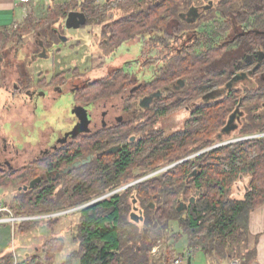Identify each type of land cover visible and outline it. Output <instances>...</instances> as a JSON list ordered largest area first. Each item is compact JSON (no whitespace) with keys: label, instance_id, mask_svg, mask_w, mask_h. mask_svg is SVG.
<instances>
[{"label":"trees","instance_id":"trees-1","mask_svg":"<svg viewBox=\"0 0 264 264\" xmlns=\"http://www.w3.org/2000/svg\"><path fill=\"white\" fill-rule=\"evenodd\" d=\"M96 1L69 0L49 10L45 18L30 13L18 29H0V55L9 58L13 52L16 58L28 51L25 44L31 37L34 47L38 41L46 48L58 44L69 14L81 13L85 25L101 26L100 42L110 53L140 42L144 66L160 67L147 83L113 68L76 89L75 104L86 108L125 93L126 113L133 114L142 100H148L150 108L116 127L78 135L60 149L0 175V189L17 188L4 205L15 217H25L78 208L104 197L79 212L74 239L78 248L65 264L74 260L158 264L152 249L171 240L166 260L159 264H174L175 245L182 237L194 256L203 253L216 264L234 259L252 264L260 236L250 233V217L264 207V137L213 147L227 137L220 138L237 112L239 136L264 133V0H125L118 3L124 11L121 17L106 22L95 9ZM193 11L200 14L197 22L189 16ZM251 64L257 67L253 75L257 81L246 86L238 77L228 88ZM20 83L23 90L33 88L29 81ZM66 83L62 73L36 87ZM213 91L221 92L212 98ZM182 106H193L184 130L164 137L154 129L157 121ZM134 137L136 142L131 141ZM115 144H124L121 152L106 153ZM197 153L201 154L105 197ZM246 177L244 198H229L231 189ZM182 205L184 210L178 211ZM59 221L23 222L16 224L15 231L29 234L42 224L54 229ZM171 223L181 230L172 237ZM64 247L63 239L53 237L24 264H56ZM13 260L11 253L0 256V264Z\"/></svg>","mask_w":264,"mask_h":264},{"label":"rangeland","instance_id":"rangeland-1","mask_svg":"<svg viewBox=\"0 0 264 264\" xmlns=\"http://www.w3.org/2000/svg\"><path fill=\"white\" fill-rule=\"evenodd\" d=\"M124 1L125 0H97L95 9L101 11V19L105 20L104 22L109 19L116 20L124 13L123 10L118 8V3H123ZM25 7L26 9L28 8L27 10H30L29 6ZM45 15H47V12L44 16ZM64 26L65 27L61 29L62 36H59L60 42L51 47V49L55 46V48L61 47L62 50L59 54H54L53 50H51L52 52L46 51V56L44 58L30 61L31 53L33 54V51L41 46L38 41V44L34 47L32 45L34 40L33 37H31L25 44L26 47H30L29 52L24 53L25 51H21L20 54L17 53L18 56L16 58H12L13 52L8 54L9 58H4L0 55V119L2 120L0 122V152L5 154L8 153L9 149L12 150L15 148L18 152L22 153L18 162L20 166L39 155L38 152L31 151L27 154V158H25L22 150L26 144L37 146L47 141V146L51 147L50 144L53 142L55 143L57 137L65 135L76 122L73 114L75 112L74 99H72L70 92L64 90L59 94L57 91L54 93L45 91L37 95L30 93L26 96L20 94L15 97L13 96L15 93L14 90L19 89L21 85L20 81H35L41 73H48L47 78L51 79L59 73L65 72L68 73L67 79L71 81L70 85L72 86V83L82 84L85 80L94 82L107 75L113 68H118L124 69L141 83H147L153 79L157 71L156 67L144 66V59H141L144 46L140 42L124 45L117 49L115 53H110L109 50L103 48L100 42L101 26L96 24H94V26L84 25L78 29H67L65 24ZM13 30L15 31V29ZM8 44L7 47L9 48L12 44ZM17 49L20 51V48ZM129 63L131 66L127 68ZM74 70H78L80 76L73 74L72 71ZM18 76L22 78L19 79ZM15 81L18 82L19 85L13 86ZM29 95H32V97L29 98ZM122 102L123 98L116 96L108 105L114 104L118 106L121 105ZM30 103H33V108L30 107ZM100 107L102 111L103 105ZM191 108H193V106H182L173 110L166 118L159 120L157 123L158 130L163 132L164 137L182 131L189 117L188 111ZM13 109H18L22 116L23 112H29L30 122L23 123L22 120L16 119L18 116L11 117L13 112H18L16 110L12 111ZM7 111H9L8 114ZM101 111L94 114L98 123H100L102 119ZM6 117H8L7 120H5ZM238 138H241V136L238 135L236 130L232 131L229 136L220 142V145L221 147L226 146L229 144V141H232L230 144H234L237 142L235 140ZM37 147H41V145ZM42 155L43 152L40 156ZM251 156L255 155L252 154ZM135 182L136 181L128 183L126 186L130 188L133 186L130 185ZM248 185V177L240 179L228 193V197L238 200L243 199ZM16 190L17 188L13 186L8 189H0V194L2 195V199L0 200H2L3 203H9L13 199ZM105 197H107V195ZM103 198L104 197L101 199ZM90 204H92V202L86 205L88 206ZM86 205H82V207ZM80 211L81 210H76L67 217L60 218V221L54 229L49 228L46 224L40 226L44 227L42 228L43 234L50 235L49 239L55 237L54 235L58 233H60L61 236L66 235L68 241L67 245L65 243L64 247L66 255H71L78 248L76 244H74V239L78 233ZM170 228L171 231L169 235H171V237L181 232L176 223H171ZM38 233H41V230L38 231ZM34 235L35 234L31 233L26 237V235L20 236L17 234L16 243L18 242L17 244L19 245L22 241L30 237L33 238ZM45 241L46 239L44 238L42 243ZM172 243H174V240H171L169 244ZM36 244L38 243L35 242V245ZM169 244H166L165 241H160L152 249V259L156 258L158 264L165 262ZM33 245L34 244L31 243V249L34 248ZM187 248L186 237H182L175 245V250L177 252L175 259L177 256L185 254ZM195 256H193V258ZM198 256L199 257L193 259V264H216L211 260H206L203 253ZM64 261L66 262L65 259H63V262ZM239 261L243 264L242 260ZM65 262L63 264H65ZM71 264H77L76 260ZM224 264H230V262L226 260Z\"/></svg>","mask_w":264,"mask_h":264},{"label":"flooded vegetation","instance_id":"flooded-vegetation-1","mask_svg":"<svg viewBox=\"0 0 264 264\" xmlns=\"http://www.w3.org/2000/svg\"><path fill=\"white\" fill-rule=\"evenodd\" d=\"M189 16H190V18L194 22H197L198 21V18H200V14H199L198 11H193L191 15L189 14ZM182 18L185 19L184 16ZM59 35L62 36V34H59ZM40 44H41L40 48L39 47L36 48L33 51V54L31 53V57L29 59L30 61H32L33 59H41V58H44L46 56V51L52 52L51 50H53V53L54 54L61 53V50H62L61 47L55 48L56 47L55 46L53 49H51V47L54 46V45H56L57 43H55L54 45H52L50 48H46L44 46L43 42H41ZM171 47L174 48L173 45ZM29 50H30V47L28 48V51L26 50L24 53L29 52ZM128 66H131L130 63L127 65V68H128ZM159 67H160V65L158 64V66H156L157 70H158ZM259 67H260V65H258V68ZM256 68L257 67H254L251 64L248 67V70L241 72V74L239 76H236L234 78V80H236V78L239 77V78H242V82L244 81V83H245L246 86L254 84V82L257 81V78L256 77H253V75L257 72L256 71ZM115 69H118V68H115ZM74 71H75V73H74ZM74 71H72V73L75 74V75H77L76 73H79L78 70H74ZM62 73L66 74V79H67L68 73H65V72H62ZM62 73H59L58 75H60ZM58 75H56V76H58ZM47 76H48V73H45V74L44 73L43 74L41 73V74H39V76L37 77V79H35V81L25 80L24 81L25 82V85L29 81L32 84V87L33 88L32 89H28V90H23L22 89L23 86L20 85L19 89L14 90L15 93H14L13 96L16 97L17 95H20V94H23V95L26 96V95H28L30 93L33 94V95H37V94H39L41 92H45V91H49L51 93H54L55 91H57L60 94L62 91L65 90V91L70 92L71 95H72V99H74L73 98V95H74L75 90L76 89L78 90V88L83 87L84 86V83L85 82H88L87 80H85L82 84L72 83V86H71L70 85V82L71 81L69 79H67V83L64 86L53 87V88H48V87H46V88L45 87L38 88V87H36L37 86V83L40 82V81H42L43 79H46L47 81H50L52 78L56 77V76H54L51 79H48ZM77 76H80V73ZM18 78L21 79L20 76H18ZM16 85H19V84H18V82L15 81L14 84H13V86H16ZM34 87H36V88H34ZM220 92L221 91H213L211 94L210 93L209 94L213 98V96L220 95ZM206 94H205V96H206ZM30 97H32V95H29V98ZM120 97H122L123 100H124L127 97V95L124 93ZM111 100L112 99L105 100V101L95 102V103H93L92 105H90V106H88L86 108L76 105L75 104V101H74L75 112L73 114H74V117H75L76 122L74 123L73 127L65 135H63L62 137L61 136L60 137H57L55 139V143L53 142L52 144H50L51 147L50 146H47L48 145L47 144V141H44L42 144H40L41 147H37V146H40V145L32 146V145H27L26 144L23 147V150H22L24 152L23 155L25 156V158H27V154L29 152H31V151L32 152H38L39 155L36 158H33L32 159V160H36V159H38V158L41 157L40 154L42 152H43V155L42 156H44L45 154L51 153L53 151H56V150L60 149L62 146L67 145L72 139H74V137H76L78 135L91 136V135L97 134L98 132H100L102 130H107V129L113 127V126L116 127V126H118L120 124L125 123L129 119V117H131V116H137L138 114H141L142 112H144V111H146V110H148L150 108V105H148V100H145V101L142 100V101L139 102L138 105H136L137 109L134 110V112H133L134 115L132 113L128 114V112L127 113L125 112V106H123V104L118 105V106H116L114 104L113 105H108V103L111 102ZM101 103H103V104H101ZM101 105H103L102 111H101V107H100ZM32 106H33V103H30V107L31 108H33ZM109 107L112 108V109H110ZM15 110L18 111V109H13L12 111H15ZM79 110L82 111L83 114H80L78 116L77 115V112ZM100 111H101V117H102V119H101V122L98 123L96 121V119H95V115L94 114H96V113H98ZM191 112H192V110L190 109L188 111L189 117H188V119H187V121L185 123V126L187 125L188 121L191 119ZM238 113L239 112H237L236 114L232 115V117H234V120H233V122L230 125L231 130L229 132H225L220 137L221 139H224L223 136L226 137L232 131L237 130V124L236 123L238 121L237 120L238 119L237 118L238 117ZM12 114L13 115L11 117L18 116V118H16V119L22 120L23 123H29L30 122V114H29V112H23V116H22V114L19 111L17 113L13 112ZM84 114L87 115V119L85 118V115ZM1 121L2 120L0 119V122ZM157 123H158V121L156 122V124L154 126V129L155 130H158ZM185 126H184V128H185ZM184 128H183V130H184ZM263 137H264V133L252 134V135H247V136H243L241 138L236 139L235 141H237V142H235L234 140L233 141L235 143H238V142H245V141H253V140H257V139L263 138ZM136 140H137L136 137H134L131 141L132 142H136ZM122 146L124 147V144H115L106 153L109 152L108 154H116L117 152H121V150L123 148ZM204 152H206V151H204ZM199 154H201V153H197V154H195V155H193L191 157H188L187 159L190 160L191 158H193L195 156H198ZM21 155H22V153L18 152L15 148H13L12 150L9 149L8 150V153H5V154L0 152V175H4L7 172H10V171H13V170L19 168L20 165H18V162H19V160L21 158ZM88 159H87V161H88ZM32 160H30V161H32ZM30 161H28V162H30ZM90 161H91V158H90ZM28 162H26L25 164H27ZM181 162H183V161H181ZM176 164L179 165L178 163H176ZM176 164H173L171 166L172 167H175V166H177ZM171 166H168L170 168H168L166 171L170 170L172 168ZM166 167H163V168H161L158 171L164 173V169ZM158 171H156V172H158Z\"/></svg>","mask_w":264,"mask_h":264},{"label":"crops","instance_id":"crops-1","mask_svg":"<svg viewBox=\"0 0 264 264\" xmlns=\"http://www.w3.org/2000/svg\"><path fill=\"white\" fill-rule=\"evenodd\" d=\"M67 1L69 0H34V2L29 5L30 10H27L28 8L26 9L25 5H23L20 0H0V29L13 28L15 25H22L24 20L30 13H32L36 19L45 18L46 15L44 16V14H46V12L48 14L49 10H53L56 5L63 4ZM8 112L9 111H7V114ZM5 119L7 120L8 117H6ZM42 228L44 227H39L37 231L32 232V234H35L33 238L30 237L29 239L22 241L18 245V242L16 243V235L18 233L15 231V227H13L12 229L10 225H1L0 256L11 253L14 257L12 264H14L15 262L24 264L27 259L33 257L40 251V246L44 243H42L44 238L46 239V241L49 240L50 235L48 236L43 234ZM40 230L41 233H38V231ZM250 233L252 234V236H260L257 248V256L252 264H264V208H260L252 213L250 217ZM29 234H25L26 237ZM18 235L24 236L21 234ZM54 236L63 239L67 245L68 241L66 239V235L61 236V234L58 233ZM35 242L38 244L35 245ZM31 243L34 244L33 249H31ZM69 255L70 254L66 255V252L63 251V253L57 257L56 264H63L65 262H63V259L66 260ZM198 255H196L194 258L199 257ZM194 258L190 259V261H187L186 264H193ZM76 262L77 264H79V261Z\"/></svg>","mask_w":264,"mask_h":264},{"label":"built area","instance_id":"built-area-1","mask_svg":"<svg viewBox=\"0 0 264 264\" xmlns=\"http://www.w3.org/2000/svg\"><path fill=\"white\" fill-rule=\"evenodd\" d=\"M20 2L23 5H25V6H29V5H31L34 2V0H20ZM14 27L17 28V25H15ZM228 143L230 144V143H232V141H229ZM220 146L221 145L219 144V145L215 146L214 148H217V147H220ZM168 168H170V167H166L164 169V172H166V170ZM160 173H162V172H160V171L155 172L152 175H149L146 178V180L148 178H151V177H154L156 175H159ZM142 181H144V180H138L135 183L131 184L130 186L135 185L137 183H140ZM127 188H128L127 186L119 188V189L113 191L112 193H109L107 195V197H109V196H111L113 194L119 193V192H121V191H123V190H125ZM84 207H86V206H83V207L81 206V207H78V208L64 210V211H60V212H56V213H50V214H41V215L25 216V217H15L12 214V211L10 210V208L5 206L3 201L0 200V226L1 225H10L12 227V229H13V227H15L16 224H20V223H23V222H31V221H33V222H36V221L47 222V221H50V220L67 217L68 215H70L74 211L81 210ZM193 256L194 255L192 254V251L189 250V249H186V253L185 254L176 257V259L174 260V264H186L187 261H190V259L193 258ZM14 264H19V263L15 262ZM230 264H241V263H240V261L238 259H234V260L230 261Z\"/></svg>","mask_w":264,"mask_h":264},{"label":"water","instance_id":"water-1","mask_svg":"<svg viewBox=\"0 0 264 264\" xmlns=\"http://www.w3.org/2000/svg\"><path fill=\"white\" fill-rule=\"evenodd\" d=\"M85 24H86V17H85L83 14L78 13V12L70 13L69 16L67 17L66 21H65V25H66V28H67V29H78V28L84 26ZM234 82H236V80H234L232 83H230V84L228 85V88L232 87ZM80 114H83V113H82V111L79 110V111L77 112V115L79 116ZM84 115H85V118L87 119V115H86V114H84ZM233 120H234V117L231 118L229 124L226 126V128H225V130H224L225 132H229V131L231 130L230 125H231V123L233 122ZM213 148H214V147H213ZM205 151H206V150H205ZM187 160H188V159L184 160L183 162H185V161H187ZM89 161H90V158L88 159L87 162H89ZM180 163H182V162H180ZM180 163H178V164H180ZM176 165H177V164H176ZM146 178H147V177H145V178H143V179H141V180H144V181H145ZM33 186H34V185L31 184L30 188H32ZM25 190H27V188H25ZM0 199H1V195H0ZM100 200H102V199H98V200H96V201H94V202H92V203H95V202L100 201ZM86 206H87V205H86ZM182 210H184L183 205L181 206L180 209H178V211H182Z\"/></svg>","mask_w":264,"mask_h":264}]
</instances>
